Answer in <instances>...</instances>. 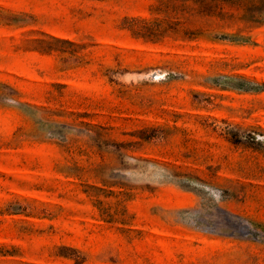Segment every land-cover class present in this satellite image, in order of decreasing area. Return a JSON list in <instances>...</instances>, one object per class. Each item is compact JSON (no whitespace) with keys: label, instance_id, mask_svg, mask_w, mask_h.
Segmentation results:
<instances>
[{"label":"rangeland","instance_id":"rangeland-1","mask_svg":"<svg viewBox=\"0 0 264 264\" xmlns=\"http://www.w3.org/2000/svg\"><path fill=\"white\" fill-rule=\"evenodd\" d=\"M0 264H264V0H0Z\"/></svg>","mask_w":264,"mask_h":264}]
</instances>
